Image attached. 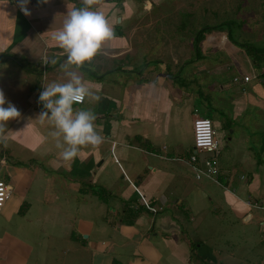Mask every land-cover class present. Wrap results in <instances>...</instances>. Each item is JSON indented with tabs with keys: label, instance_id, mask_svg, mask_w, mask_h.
<instances>
[{
	"label": "crops",
	"instance_id": "crops-1",
	"mask_svg": "<svg viewBox=\"0 0 264 264\" xmlns=\"http://www.w3.org/2000/svg\"><path fill=\"white\" fill-rule=\"evenodd\" d=\"M172 1L94 0L114 35L68 70L99 97L74 108L95 114L103 140L81 146L67 166L51 124L38 116L37 96L42 84L67 79L65 54L51 37L82 0H29L27 16L16 0H0V90L20 112L0 141L10 188L0 264H37L52 237L56 246L72 242L62 249L71 264H236L235 225L256 222L262 235L264 67L232 39L204 40L197 52L194 14L187 19ZM212 104L220 176L197 181L183 160L194 121L210 119ZM211 226L218 231L200 233Z\"/></svg>",
	"mask_w": 264,
	"mask_h": 264
},
{
	"label": "clouds",
	"instance_id": "clouds-1",
	"mask_svg": "<svg viewBox=\"0 0 264 264\" xmlns=\"http://www.w3.org/2000/svg\"><path fill=\"white\" fill-rule=\"evenodd\" d=\"M38 2L47 3L48 0ZM16 3L25 16L30 14L26 7L29 0H16ZM93 3L94 0H82L83 6L68 10L62 26L53 33L51 38L65 54L60 68L65 70L67 79L42 84L37 96L42 109L38 116L42 122L47 120L51 124L49 135L55 140L59 157L67 166L78 158L81 146H98L103 140L94 124L95 114L90 109L74 108L86 98L97 100L99 97L79 75L68 70L72 67L78 69L89 62L102 44L114 35L104 13L95 10ZM19 117V110L0 90V129H3L4 122ZM5 139L0 136V141Z\"/></svg>",
	"mask_w": 264,
	"mask_h": 264
},
{
	"label": "rangeland",
	"instance_id": "rangeland-1",
	"mask_svg": "<svg viewBox=\"0 0 264 264\" xmlns=\"http://www.w3.org/2000/svg\"><path fill=\"white\" fill-rule=\"evenodd\" d=\"M185 1L186 3L188 2L190 6H185L183 8L182 5L177 4L179 3V0H173L170 4V7L174 5L180 10L184 9L188 15L186 16L187 19H191L192 15L194 14L192 20L195 25V29L199 28L197 30H201L205 27L221 25L226 22L228 32L231 34L232 39L240 45H245L246 47L250 46V48H253L254 51L258 53V60L261 59V56L264 54V0ZM166 8L168 9L167 6ZM190 9L192 13L190 12ZM190 13L191 16H189ZM226 35L227 33L225 32H208L206 33L204 40H208V42H213L216 40L221 42L222 37ZM262 66L264 67V61H262L258 67L260 68ZM230 76L231 74L229 73L228 78ZM5 78L6 76L4 79ZM0 83H2V80H0ZM213 106L214 105L212 104L209 114L212 122L215 121L217 116L213 110ZM8 124L9 121L4 122L3 129H0V136L5 135ZM223 130L226 131V128H221V130L218 129V133L220 135L219 137H221L222 140L225 139L223 136L225 132H222ZM191 149L192 147L187 149V154L184 156L185 159L190 156ZM1 153L2 148L0 147V157ZM5 176L6 171L1 169L0 179L6 180ZM22 209L23 212H25L28 210V206H24ZM203 228L200 229V233H203L207 236L218 231V227L215 226L207 227L205 229ZM223 228V231L228 234L230 233L229 231L233 229L231 226L227 225H224ZM35 234L37 233L35 232ZM231 234L235 235L236 245L238 247V250L236 251V264H264V231L261 235L260 225H257L256 222H253L247 227L238 224L235 225V229ZM41 241L42 240L37 243L41 245ZM65 244L66 242L61 246H56L52 237L49 248L44 251L45 254L41 256L38 254V256L35 258L37 264H71V258L67 256L65 252L62 251V249L64 248V250H70L72 247V242H67L66 246ZM244 244H246V246L243 247ZM40 252L44 253L41 248L40 251H37V253Z\"/></svg>",
	"mask_w": 264,
	"mask_h": 264
},
{
	"label": "built area",
	"instance_id": "built-area-1",
	"mask_svg": "<svg viewBox=\"0 0 264 264\" xmlns=\"http://www.w3.org/2000/svg\"><path fill=\"white\" fill-rule=\"evenodd\" d=\"M226 41H229V38L223 36L221 42L225 43ZM43 63L45 67L49 63V59L45 57ZM45 71L44 69V73ZM238 80L236 78L235 82ZM245 80L248 81L249 78L245 77ZM84 102L78 105H82ZM219 150L217 131L213 122L207 118L196 119L193 124V146L190 156L183 162L190 168L197 181L203 179L218 181L220 176V165L217 158ZM2 163H5V160ZM9 198L10 188L3 179H0V213ZM262 230L264 231V227Z\"/></svg>",
	"mask_w": 264,
	"mask_h": 264
},
{
	"label": "trees",
	"instance_id": "trees-1",
	"mask_svg": "<svg viewBox=\"0 0 264 264\" xmlns=\"http://www.w3.org/2000/svg\"><path fill=\"white\" fill-rule=\"evenodd\" d=\"M226 24L227 23L225 22V23H223L221 25L205 27V28H202L201 30H199L196 33L195 40H194V42H195V44H194L195 50L197 52L200 51L199 45L204 40V37H205L206 33H208V32H215V31H217V32H227L228 36H229V39L231 41L232 37H231V34L228 32ZM242 47L244 49H246V51L249 53V56L256 63V65L260 66L262 61H264V54L261 56V59L258 60V57H257L258 53H256L253 48H250V46L246 47L245 45H242ZM198 57H199V55H198ZM96 195L99 196L101 199H103L105 202L107 201L106 197H108V193H106L105 191L99 189L98 191H96ZM124 214L128 215L127 217L130 220H132V221H134L137 218V214H135L129 207L125 208Z\"/></svg>",
	"mask_w": 264,
	"mask_h": 264
},
{
	"label": "water",
	"instance_id": "water-1",
	"mask_svg": "<svg viewBox=\"0 0 264 264\" xmlns=\"http://www.w3.org/2000/svg\"><path fill=\"white\" fill-rule=\"evenodd\" d=\"M263 226V225H262ZM261 229H262V227H261Z\"/></svg>",
	"mask_w": 264,
	"mask_h": 264
}]
</instances>
